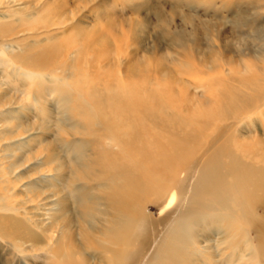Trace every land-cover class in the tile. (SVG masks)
Here are the masks:
<instances>
[{"label":"rangeland","instance_id":"rangeland-1","mask_svg":"<svg viewBox=\"0 0 264 264\" xmlns=\"http://www.w3.org/2000/svg\"><path fill=\"white\" fill-rule=\"evenodd\" d=\"M0 30L5 33L4 37L0 35V42L8 41L23 49L30 47L29 50L32 47L30 52L48 49L46 57H50L31 68L50 72L54 78H65L61 82L74 101L72 114L84 130L98 129L96 136L72 132L77 138L92 140L95 158L91 169L100 168L99 175L80 178L81 183H112L110 169L114 164L130 163L124 152L118 153L117 158V153L105 145L106 132L96 123L102 119L96 113L102 106L117 109L121 115L126 113L125 108L154 110L155 122L141 113L133 114L135 125L146 136L144 153L137 152V159L157 175L166 169L148 163L145 153L160 159L167 149L171 154L170 134L180 139L190 135L191 141L182 154L183 163L178 166L179 170L191 172L186 182L188 188L193 171L217 145L224 150V161L231 154L264 172V0H0ZM75 51V59L68 63V54ZM9 70L0 65V82L8 81ZM22 79L19 77L12 86H0V93H6L11 103L25 90ZM46 85L50 84L40 80V85L30 86L29 101L39 97L42 107L55 111L53 101L62 88L53 83L49 87H54L56 94L49 96ZM27 112V121L36 128L35 114ZM248 118L253 119L257 128L251 137L245 133L249 130L244 129ZM2 125L0 129L4 128ZM50 130L55 132V126ZM4 154L0 150V164L6 162ZM187 186L181 191L184 199L189 194ZM14 190L19 193L18 199H24L20 183ZM4 191L0 183V195L6 196ZM148 209L154 222L148 227L150 239L145 247L151 244V234L165 236L161 228L175 214L159 222L158 208L149 203ZM256 210L264 221V203ZM0 225V264H47L45 252L25 241V229H16L3 216ZM200 225L195 229H200ZM69 226L62 249L77 264H84V250L78 251L76 247V224ZM79 241L85 245L88 257H92V244L84 239ZM38 246L43 245L39 242ZM147 252L140 256L143 262Z\"/></svg>","mask_w":264,"mask_h":264},{"label":"bare ground","instance_id":"bare-ground-1","mask_svg":"<svg viewBox=\"0 0 264 264\" xmlns=\"http://www.w3.org/2000/svg\"><path fill=\"white\" fill-rule=\"evenodd\" d=\"M6 2L15 3L16 0ZM3 33L0 30L4 37ZM29 48H19L8 41L0 42V65L10 69L6 76H10L8 81L0 82V86H12L14 81L23 77L22 86L25 88L13 103L6 93H0V123L4 127L0 129V141H5H2L4 145H0V150L5 153L6 161L0 164V183L7 193L6 196L0 195V217H5L16 229H25V241H30L32 248H41L45 252L47 264H77L69 257L70 253L62 249L70 224H76V247L78 251L84 250V264H264V221L256 210L264 203L263 171L231 154L227 157L229 160L224 161V150L217 145L207 152L201 165L193 171L188 188L186 182L191 172L179 170L178 166L183 163L182 154L191 141L190 135L180 139L170 134L167 141L171 154L167 149L160 159L156 158L157 155L151 157L145 153L144 159L148 163L166 169L157 175L137 159V152L144 153L145 134L134 123L136 112L154 121V110L125 108L126 113L121 115L117 109L102 106L96 110L99 119L102 118L96 123L106 132L103 134L105 145L117 153V158L118 153L124 152L130 163L114 164L110 169L113 171L112 183L101 181L93 186L81 183L80 178L99 175L100 168L91 169L95 158L92 140L77 138L72 132L96 136L99 135L98 129L84 130L86 128L72 114L74 101L70 90L61 82L65 78H54L50 72L42 73L31 68L50 57H46L48 49L40 48L39 53L30 52L32 47ZM73 55L76 51L68 54V63L75 59ZM13 76L15 79L11 78ZM47 79L55 80V86L62 89L56 94V89L50 88L53 83ZM40 80L50 84L45 86L46 94L47 91L49 96L56 94L53 101L55 111L42 107L39 97L29 101V97L32 99L30 86L40 85ZM15 103L17 105H11ZM27 111L35 114L36 128L27 121ZM52 125L55 132H50ZM253 125L251 118L244 121V129L249 130L245 133L249 137L257 129ZM32 128L35 133L31 132ZM94 150L97 152L95 146ZM18 183L24 190V199L17 198L19 193L14 188ZM186 186L189 194L184 199L181 191ZM149 203L158 208L159 222L171 213L175 214L161 228L165 236L151 234V244L145 247L150 239L148 227L154 222ZM198 224H201L200 229L196 230ZM80 239L92 244V257H88ZM39 242L43 246L39 247ZM143 252L148 253L144 262L143 257L140 260Z\"/></svg>","mask_w":264,"mask_h":264}]
</instances>
